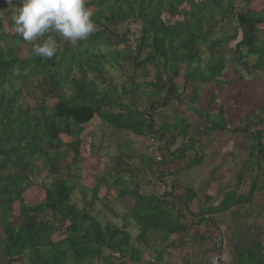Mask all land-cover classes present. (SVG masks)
I'll list each match as a JSON object with an SVG mask.
<instances>
[{
	"label": "trees",
	"instance_id": "obj_1",
	"mask_svg": "<svg viewBox=\"0 0 264 264\" xmlns=\"http://www.w3.org/2000/svg\"><path fill=\"white\" fill-rule=\"evenodd\" d=\"M242 2L244 4L236 7L234 0H88L87 7L91 6L94 13L92 19L97 24L96 32L75 45L52 33L58 50L53 58L46 59L32 54V45L15 33L7 0H0V255L4 258L0 264H69V258L70 264H92L94 259L101 264H112V253H117L118 257L130 254L133 261L139 259L138 251L133 253L127 248L130 236L126 223L121 228L108 222L102 225L97 217L86 212V208L78 209L71 202L76 187V171L81 167V132L94 115L108 126L137 135L157 133L152 131L150 117H144V113L154 109L160 103L158 99L150 101L148 108L140 112L134 97L137 86L123 84L122 94H118L113 85L108 90H100L95 81L88 78L87 69H90L96 72L99 79H105L98 69L100 62L93 56L94 40L100 43L104 39L106 45H114L113 40L125 43L126 37L112 32L109 26L139 20L142 24L141 36L133 48L134 54H126V57L135 70L147 63L152 64L156 80L149 83L155 88L154 96L158 93L159 97L163 93L161 105H166L174 98L182 100L179 86L174 82L182 70L185 71L184 80L194 82L192 93L198 88L195 81L206 83L222 76L225 67L223 50L214 46L211 49L217 53L212 60L207 61L203 68L194 65L201 60L200 48L211 42L213 35L219 31L217 14L225 24L234 20L233 33L226 37L235 40L240 34V40L234 46V51L239 53L238 58L256 56L253 64L241 62L247 72L264 69V36L260 35V26H264V0ZM163 12L169 13L171 18H163ZM4 19H7L12 32L4 26ZM219 36L224 38L225 35ZM145 49L150 52L140 59V53ZM112 56L115 61L118 60L117 50ZM74 70L78 75L74 74ZM31 75H40L36 83L42 91L43 100L29 109L18 104L16 93L9 97L8 91L13 79L23 84L31 83ZM141 76L146 77L147 71H143ZM67 90L73 92L66 94ZM127 93L132 94L130 102L122 96ZM47 98H56L57 101L49 107L44 104ZM222 110L219 106L218 112L208 113L213 119L205 117L207 126L201 124L193 128L185 123L182 134L190 138V143L182 144L177 153L183 154L188 146L193 149L194 140H198L199 145L204 144L195 133L205 134L214 128L222 130L225 120ZM180 119L186 122L184 118ZM240 131L252 140L249 158L256 159L259 171L254 176L255 182L260 173L264 174V128L252 133H247L246 127L233 130ZM62 134L68 138H61ZM163 137L164 131L158 135L159 139ZM67 152L72 157L63 165ZM161 153L159 146L160 159H155L153 154L154 162L160 166L165 159ZM169 154L175 155V152ZM200 155L195 154L185 167L200 162ZM125 156L128 154L119 153L115 157L117 171L112 184L120 187L118 197L133 199L123 217H131L142 226L138 239L144 237L146 231L165 232L166 225L170 231L175 226L172 218L177 217L171 212V191L157 196L144 194L138 188H123L121 177L124 170L119 164ZM38 161H42V166L54 177L49 184H41L43 200L28 204L23 193L29 186L36 185L32 176ZM250 166L247 164L243 168ZM129 169L133 174L135 170ZM139 170H143V166ZM63 171L64 176L61 175ZM101 184L104 186L106 182L99 175L94 188L102 189ZM110 189L108 187L106 191L110 192ZM230 203L224 200L218 209ZM15 204L18 205L17 215L13 210ZM64 223L65 236L60 240L52 239L50 236ZM104 249L111 252L104 254ZM263 256L262 253L261 258ZM263 262L264 259L257 264Z\"/></svg>",
	"mask_w": 264,
	"mask_h": 264
},
{
	"label": "rangeland",
	"instance_id": "obj_2",
	"mask_svg": "<svg viewBox=\"0 0 264 264\" xmlns=\"http://www.w3.org/2000/svg\"><path fill=\"white\" fill-rule=\"evenodd\" d=\"M242 4H244L242 0H234L236 7H240ZM89 8L92 9L91 6ZM162 15L164 16L163 18H171L167 12H163ZM216 20L219 31L213 35L211 42L200 48L201 60L198 63L196 62V64L194 63V65L203 68L206 62L212 60L214 54L217 53L216 50L213 52L211 47L219 48L223 50L224 54L225 67L222 71V76H217L206 83L195 81L198 84V88L195 93H192V83L194 82L185 81V71L182 70L180 75L174 80L175 84L179 86L178 92L182 100L179 101L174 98L166 105H161L163 93L159 97L158 93L154 96L155 88L149 83L156 80L155 69L152 64L147 63L145 66L135 70L126 57V54H134L133 48L136 45L137 38L141 36L142 24L139 20L134 19L109 26L112 32L119 35L123 34V37H126L125 43H116L113 40L114 46L112 44H104V39L100 43L98 40H94L93 56L100 62L98 69L102 71L105 79L101 77L99 79L96 72L90 69H87L88 78L95 81L97 89L108 90L114 86L118 94H122L121 86L123 84L126 86H137L134 97L140 112H144L148 108L147 104L150 101H157L158 99L160 103L154 109L148 110V114L144 113V117L149 115L152 131L157 133L149 134L150 132H145L142 135H137L129 130L108 126L94 115L85 124L84 130L81 132V167L76 171V187L71 195V202L78 209L86 208V212L97 217L102 225L108 222L110 225L121 228L122 224L126 223V230L130 236V243L127 248H130L133 253L140 250L146 260L150 261L153 259V264H155L157 256V246L152 243L155 241L156 236H151L150 240L152 242L146 248L143 243L135 239L136 234L139 232V225L131 217H123L126 214L125 211H128L132 205L133 199L131 197H118L117 193H119L120 187L112 186L117 171L114 166L116 155L119 153L128 154V156L122 157L123 159L119 164L124 170L121 177L123 181L121 186L130 190L138 188L144 194L161 195L165 191L170 192L172 184L176 185V190L186 187L189 184L187 181L190 177L185 175L188 171L185 166L187 162L194 158L195 154H201L204 166L206 163L209 168L211 167L210 164H214L218 157L228 161L226 168L231 173L228 184L231 188L235 187L237 181L234 176L241 167L243 168L242 165H252L250 166L251 168L248 167L246 170L243 169L241 171V175L244 174V171L246 174L242 184L240 182L241 186L237 188L239 192L246 191L249 188L251 178L259 173L257 166L254 163L252 164L255 158H249V147L252 144L251 137L246 136L241 131L238 133L233 132V130L239 131L241 127H246L248 128L247 133H252L254 130L264 128V69L247 72L241 62L246 61L248 64H253L256 61V56L244 55L238 58L239 53L234 51V46L240 40V34L237 35L235 40L227 39L226 37L233 33L232 25L234 20L229 24H225L220 20L219 14L216 15ZM3 23L9 32L13 31L8 26L7 19H4ZM221 26L222 28H219ZM260 27L262 28L260 35L264 36V26L261 25ZM222 34L225 35L224 38L219 36ZM114 50H117V61L112 56ZM20 52H22V49ZM148 52H150L149 49L142 51L139 56L140 59L146 57ZM143 71H147L146 77L141 76ZM74 74L78 75L77 70H74ZM30 79L31 83L27 82L24 84L18 79H13L8 91L9 97L16 93L19 97L18 104L29 109L36 107L43 100L42 91L36 83V80L40 79V75H31ZM72 92L67 90L66 94H71ZM122 96L125 97L126 101L130 102L129 98L132 97V94L127 93ZM56 101V98H47L44 104L50 107ZM219 106L223 108L222 112L225 118L223 129L214 128L205 134L195 133V136L199 137L204 144L199 145L198 140H194L193 149L191 148L192 146H188L187 150L182 151L183 154L177 153V149L182 144L190 143V138L182 134L184 124L188 123L193 128L201 124L207 126L204 120L205 117L208 120L213 119L208 113L218 112ZM131 107L134 108L135 105H131ZM180 118H184L186 122H182ZM249 124L252 125L247 127ZM162 131H164V137L159 139L158 135ZM60 137L68 138L65 134L60 135ZM159 146L162 148V157L165 156L162 166L157 165L153 159L154 156L155 159L156 156H159L160 159ZM155 149L158 150L157 155L153 153ZM169 152H175V155H170ZM177 154L179 156H176ZM181 155L183 157H180ZM71 157L72 154L67 152L62 164L69 162ZM141 166H143V170H139ZM204 166L202 165L199 171H204ZM219 166L220 164H217L212 172H216ZM129 168L135 170L133 174H130ZM64 174L65 171L61 173L62 176ZM99 175L100 178H104L106 184L104 186L101 184L102 189L96 190L94 185ZM32 177L36 185L29 186L23 193L24 200L28 204L38 203L43 200L44 194L41 184H49L54 176L42 166V161H38ZM258 181L259 183H257ZM258 181H256L254 193L261 189H257V187L264 185V174H259ZM108 187L111 188L110 192L106 191ZM93 188L94 191H92ZM227 202H230L229 198ZM13 210L14 214L17 215V204L14 205ZM65 226L66 223L60 225L59 229L50 237L54 240L62 239L66 234ZM0 235H2L1 226ZM109 252L111 251L104 249V254ZM262 252L264 254V245ZM259 256V253L253 255L256 258ZM3 260L4 258L0 255V263ZM111 260L112 264H145L147 262H143V260L133 261L130 254L118 257L117 253H112ZM70 262L71 259L69 258V264ZM97 262L101 264L95 259L92 264H97ZM234 263L244 264V261H236ZM11 264L18 263L12 262Z\"/></svg>",
	"mask_w": 264,
	"mask_h": 264
},
{
	"label": "crops",
	"instance_id": "obj_3",
	"mask_svg": "<svg viewBox=\"0 0 264 264\" xmlns=\"http://www.w3.org/2000/svg\"><path fill=\"white\" fill-rule=\"evenodd\" d=\"M202 160L185 167L188 169L185 175L190 177L186 187L176 190V185L171 186V212L177 215L172 218L175 226L168 231L166 225L165 232L146 231L140 239L136 234L135 239L146 248L152 242L151 236H156L152 243L157 246L155 264H215V257L216 264H235L236 261L257 264L264 259V256L261 258L264 245V185L257 187L261 189L254 193L258 179L254 182L253 177L249 188L239 192L237 188L246 174L244 171L240 176L244 168L241 167L234 176L239 183L236 182L235 187L231 188L228 186L231 176L230 170L226 168L228 161L218 157L214 164L209 163V168L206 163L204 166ZM253 163L256 165V159ZM217 164H220L219 169L212 172ZM202 165L204 171H199ZM228 198L230 205L218 209ZM134 221L140 231L142 226ZM138 252L140 257L137 261L153 264V259L146 260L141 251ZM258 253L259 257H253Z\"/></svg>",
	"mask_w": 264,
	"mask_h": 264
},
{
	"label": "clouds",
	"instance_id": "obj_4",
	"mask_svg": "<svg viewBox=\"0 0 264 264\" xmlns=\"http://www.w3.org/2000/svg\"><path fill=\"white\" fill-rule=\"evenodd\" d=\"M15 33L32 45L35 56L51 59L58 46L56 34L75 45L96 32L88 0H7Z\"/></svg>",
	"mask_w": 264,
	"mask_h": 264
},
{
	"label": "built area",
	"instance_id": "obj_5",
	"mask_svg": "<svg viewBox=\"0 0 264 264\" xmlns=\"http://www.w3.org/2000/svg\"><path fill=\"white\" fill-rule=\"evenodd\" d=\"M153 153H154L155 155H157V154H158V150H157V149L153 150ZM156 159H159V156H156ZM214 263H215V264L217 263V257L214 258Z\"/></svg>",
	"mask_w": 264,
	"mask_h": 264
}]
</instances>
